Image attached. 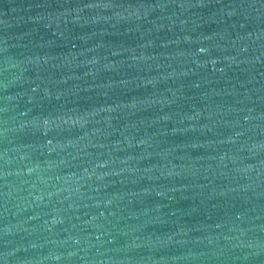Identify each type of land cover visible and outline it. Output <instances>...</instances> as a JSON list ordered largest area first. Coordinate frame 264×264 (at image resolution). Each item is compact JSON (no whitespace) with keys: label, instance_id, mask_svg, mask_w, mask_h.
I'll return each mask as SVG.
<instances>
[{"label":"water","instance_id":"1","mask_svg":"<svg viewBox=\"0 0 264 264\" xmlns=\"http://www.w3.org/2000/svg\"><path fill=\"white\" fill-rule=\"evenodd\" d=\"M0 264H264V0H0Z\"/></svg>","mask_w":264,"mask_h":264}]
</instances>
